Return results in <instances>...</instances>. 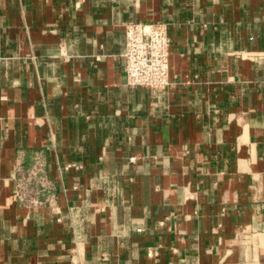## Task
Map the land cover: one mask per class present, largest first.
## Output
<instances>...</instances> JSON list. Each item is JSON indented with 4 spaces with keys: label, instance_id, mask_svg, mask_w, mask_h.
Instances as JSON below:
<instances>
[{
    "label": "crops",
    "instance_id": "1",
    "mask_svg": "<svg viewBox=\"0 0 264 264\" xmlns=\"http://www.w3.org/2000/svg\"><path fill=\"white\" fill-rule=\"evenodd\" d=\"M263 54L264 0H0V264H264Z\"/></svg>",
    "mask_w": 264,
    "mask_h": 264
},
{
    "label": "built area",
    "instance_id": "2",
    "mask_svg": "<svg viewBox=\"0 0 264 264\" xmlns=\"http://www.w3.org/2000/svg\"><path fill=\"white\" fill-rule=\"evenodd\" d=\"M170 37L164 22L126 23L125 72L130 86H144L153 91L166 89L170 84ZM264 55V54H263ZM134 161L136 158L131 157ZM29 180L46 172V162L37 155L29 171ZM159 251L150 248L148 257L155 258Z\"/></svg>",
    "mask_w": 264,
    "mask_h": 264
}]
</instances>
